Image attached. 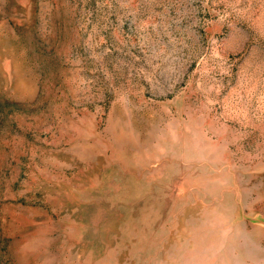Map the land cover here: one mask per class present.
I'll list each match as a JSON object with an SVG mask.
<instances>
[{
	"label": "rangeland",
	"instance_id": "374dc122",
	"mask_svg": "<svg viewBox=\"0 0 264 264\" xmlns=\"http://www.w3.org/2000/svg\"><path fill=\"white\" fill-rule=\"evenodd\" d=\"M0 264H264V0H0Z\"/></svg>",
	"mask_w": 264,
	"mask_h": 264
}]
</instances>
